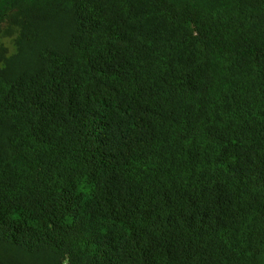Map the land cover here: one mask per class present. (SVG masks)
Here are the masks:
<instances>
[{"label":"trees","instance_id":"trees-1","mask_svg":"<svg viewBox=\"0 0 264 264\" xmlns=\"http://www.w3.org/2000/svg\"><path fill=\"white\" fill-rule=\"evenodd\" d=\"M0 264H264V0H0Z\"/></svg>","mask_w":264,"mask_h":264}]
</instances>
